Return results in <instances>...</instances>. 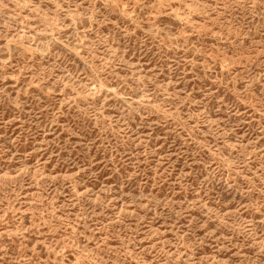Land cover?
<instances>
[{
  "label": "rangeland",
  "instance_id": "rangeland-1",
  "mask_svg": "<svg viewBox=\"0 0 264 264\" xmlns=\"http://www.w3.org/2000/svg\"><path fill=\"white\" fill-rule=\"evenodd\" d=\"M0 264H264V0H0Z\"/></svg>",
  "mask_w": 264,
  "mask_h": 264
}]
</instances>
